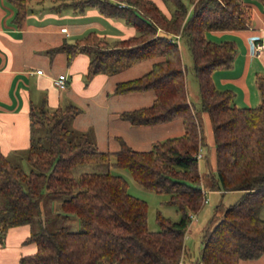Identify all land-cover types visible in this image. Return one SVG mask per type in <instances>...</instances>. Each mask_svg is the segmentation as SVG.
Listing matches in <instances>:
<instances>
[{
    "label": "trees",
    "instance_id": "trees-1",
    "mask_svg": "<svg viewBox=\"0 0 264 264\" xmlns=\"http://www.w3.org/2000/svg\"><path fill=\"white\" fill-rule=\"evenodd\" d=\"M170 17L152 0H65L84 9L121 18L134 34L108 41L89 31L73 42L63 41L66 62L81 52L89 54L86 78L111 74L150 62L149 68L117 81L114 93L150 90V104L126 109L120 116L132 125H150L179 118L183 133L158 139L147 149H136L118 137L116 150H100L89 132L75 133L67 120L77 114L74 105L50 109L31 106L30 142L16 159L0 150V241L8 228L29 224V241L36 251L23 255L21 264H184V237L189 214L203 203L202 180L209 189L239 190L240 196L213 214V223L201 237L202 264H239L241 259L264 253V73L257 75L260 100L238 106L233 91L218 88L212 72L232 65L236 44L215 41L207 31H238L249 26L251 6L242 0H163ZM264 4V0H257ZM190 3L191 6H187ZM17 21L23 19L25 0H16ZM179 40L192 57V71L199 86V110L211 126L214 167L209 177L199 173L196 156L202 144L199 114L189 101ZM129 169L145 188L169 195L179 217L157 214L159 228L147 226V202L127 191L126 180L110 172L72 173L77 164L107 163ZM30 164L26 172L20 160ZM207 175V174H206ZM43 189L61 196L57 216L75 215L80 230L67 226L49 229L39 198ZM216 218V219H215Z\"/></svg>",
    "mask_w": 264,
    "mask_h": 264
},
{
    "label": "crops",
    "instance_id": "crops-1",
    "mask_svg": "<svg viewBox=\"0 0 264 264\" xmlns=\"http://www.w3.org/2000/svg\"><path fill=\"white\" fill-rule=\"evenodd\" d=\"M152 1L166 17H170V11L163 0ZM242 2L251 6L249 26L238 31H213L235 34L234 38L230 39L235 41L236 51L232 65L213 70L211 76L218 88H229L233 91L235 104L252 106L257 105L260 100L256 77L264 73V54L248 53V37L257 33L264 38V4L257 0ZM25 8L23 19L17 21L16 0H0V150L3 154L16 159L29 145L31 106L56 108L72 102L83 104L87 111L74 115L71 124L78 130L91 126L100 150H111V142L116 143L113 149L116 150L119 147L118 137L127 144L129 142L147 145L161 137L183 133V124L179 118L136 126L119 114L126 109L148 105L153 100L154 95L150 90L121 94L113 91L117 81L145 72L150 62L146 61L111 74L98 73L85 83L89 56L81 52L67 63L63 51H54V47L63 41L70 43L83 36L91 27L106 30L105 34L96 30L89 31L115 40L134 34L132 25L123 20L122 23L118 18L111 19L95 7L78 9L67 5L65 0H25ZM62 8H70L71 11L61 12ZM171 37L175 39L176 36L171 34ZM179 42L178 39V44ZM38 69L41 72H37ZM61 73L67 78L63 89L54 83V79ZM185 86L187 87L186 75ZM201 114L209 128L207 114ZM208 136L212 144L209 164L213 169L214 145L211 128L208 129ZM199 148L201 151V146ZM202 183L205 185L204 180ZM232 191L240 193L239 190ZM218 208L219 206H216L215 211ZM260 216L264 219V206L260 210ZM210 219L202 227L201 236L204 230L212 225L213 219ZM30 232L29 224L7 229L3 240L0 241V264H21V256L36 251V243L27 239ZM187 255L184 244V264H187L184 259ZM239 264H264V253L256 258L241 259Z\"/></svg>",
    "mask_w": 264,
    "mask_h": 264
},
{
    "label": "rangeland",
    "instance_id": "rangeland-1",
    "mask_svg": "<svg viewBox=\"0 0 264 264\" xmlns=\"http://www.w3.org/2000/svg\"><path fill=\"white\" fill-rule=\"evenodd\" d=\"M187 6H191L190 3H187ZM85 8H88L85 7ZM190 8V7H189ZM64 11H71L70 8H62L61 12ZM111 19H117L114 17H110ZM119 21L124 23L121 18H118ZM89 30H96L100 33H106V30H100L98 27H91L87 29ZM86 31V32H87ZM86 32L84 34H86ZM135 32V31H134ZM233 33L230 32H213V31H207L206 37L209 39L220 41L225 39L234 38ZM106 39L108 41H111L112 38L107 36ZM69 42V41H68ZM73 42V41H70ZM179 48L181 51L182 56V63L185 66V75L187 80V93L189 101L193 104L195 109L197 110L201 122V131H202V144H201V153L202 157L198 158V169L199 173L204 176V178L209 177V175L214 172L211 165L209 164L210 161V149H211V143L209 142V136H208V129L211 128V126L208 128L206 125L205 120L203 119V115L201 114L202 111L199 110L200 102H199V86L198 82L194 76V73L192 71V57L188 50V48L182 43L179 42ZM89 56V54H87ZM90 78L84 79V82L87 83ZM259 103V102H258ZM257 103V104H258ZM68 105H74L78 108L77 113H85L87 111V107L84 106L81 103L72 102L68 103ZM67 106V104H66ZM254 106V105H252ZM61 107H65V105H61ZM53 109V108H50ZM72 119L73 117H69L67 120L68 125L74 130L75 133H78L80 131H87L89 132L92 140L95 142L94 134L92 127L89 126L84 130L76 129L72 126ZM203 119V120H202ZM166 137H161V139H164ZM96 144V142H95ZM133 148L138 149H147L151 147V143L147 145H137L135 143H129ZM99 149V145L96 144ZM116 147V143L111 142L110 149L113 150ZM17 160H20L23 169L28 172L30 169V164L26 161L25 157H21ZM115 156L114 154H111L110 160L107 163H82L77 164L73 170L72 173L74 176H77L82 171H97V172H110L112 174H117L122 176L126 182H127V191L139 198L144 199L147 202V226L150 230H156L159 228L158 220H157V214L160 213L164 217H168L172 220H176L179 217V212L176 209V206L169 202V195L167 193H160L156 192L154 190L145 188L141 184H139L131 175L130 171L126 167H119L114 164ZM207 174V175H206ZM203 191H204V198L205 202L202 203L201 208L197 212H192L195 214L194 218L190 221L188 224L185 237H184V244L186 248V252H188V255L184 258L185 263L187 264H202L199 261V252L201 248V232L202 227L208 223L211 216L215 214H221L222 210L225 206H227L230 203H233L236 201L240 193L235 191H229V192H223V190H211L207 188L205 185H202ZM60 201L61 196H55L52 197L49 195L46 189H43L39 202L40 206L43 210V213L48 216L46 225L49 229H55L59 226H67L71 230H80L81 225L78 219L75 215L72 214V216L69 218L65 217H59L57 216V212H60ZM216 206H219L218 210L215 211ZM187 254V253H186Z\"/></svg>",
    "mask_w": 264,
    "mask_h": 264
},
{
    "label": "built area",
    "instance_id": "built-area-1",
    "mask_svg": "<svg viewBox=\"0 0 264 264\" xmlns=\"http://www.w3.org/2000/svg\"><path fill=\"white\" fill-rule=\"evenodd\" d=\"M175 36H176L175 40L178 43L179 34H175ZM248 53L250 55H261V54H264V38L261 35H259L257 33H252L251 35H249V37H248ZM37 72H41V70L38 69ZM54 83L60 89L65 88V86L67 84L66 75L63 74V73L59 74L54 79ZM196 156H197V158L202 156L200 148L198 149ZM204 200H205V198L203 199V201ZM194 216H195L194 213H190L189 214L190 221L194 218Z\"/></svg>",
    "mask_w": 264,
    "mask_h": 264
}]
</instances>
